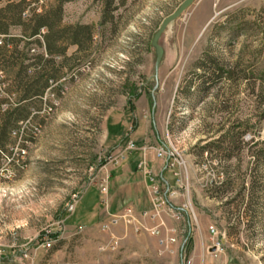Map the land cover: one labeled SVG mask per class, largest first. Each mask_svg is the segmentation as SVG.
<instances>
[{"label": "rangeland", "instance_id": "rangeland-1", "mask_svg": "<svg viewBox=\"0 0 264 264\" xmlns=\"http://www.w3.org/2000/svg\"><path fill=\"white\" fill-rule=\"evenodd\" d=\"M8 1L18 0H1L0 7ZM183 1L115 0L107 6V0H61L54 45L46 54L44 30L24 38L32 16L52 10L57 0H26V32L11 26L8 32L22 40L23 64H34L36 55L51 63L47 74L39 64L28 70L47 83L22 120L25 155H13L18 136L9 130L0 146V264H184L188 258L190 264H264V160L256 158L264 152V0H193L157 36L155 76L152 39ZM76 25L92 32L79 47L70 42ZM212 62L218 76H208ZM12 74L0 71L5 107L21 97L8 81ZM35 84L40 88L43 81ZM130 139L137 147L165 144L178 155L182 256L179 247L158 255L151 235L140 238L144 255L131 249L133 239L99 250L110 238L100 229L111 206L109 174L117 167L108 159ZM151 154L147 167L157 175L166 162ZM226 172L231 185L215 191ZM105 177L106 200L97 190ZM74 195L82 197L68 216ZM96 201V218L87 226ZM162 219L176 226L168 215ZM210 225L223 239L221 259L206 258L212 255L199 248L215 241ZM47 239L49 248L42 246Z\"/></svg>", "mask_w": 264, "mask_h": 264}, {"label": "built area", "instance_id": "built-area-1", "mask_svg": "<svg viewBox=\"0 0 264 264\" xmlns=\"http://www.w3.org/2000/svg\"><path fill=\"white\" fill-rule=\"evenodd\" d=\"M2 108H6L5 105H3ZM23 129L24 123L20 121L17 124V129L11 131V134L13 136H18V141L14 144V147H10V150L14 151L13 155L15 154L20 158H22L26 153L25 149L19 144V138L22 134ZM148 150H151L154 153L155 158L165 160L166 166H168L169 168H175V171L173 172L175 178L174 188H162L159 177L149 167H147L146 157L148 154ZM133 151H138L137 169L141 170L144 173L149 182V193L151 196L152 207L150 210H143L138 213L131 205H125L115 212L107 211L104 219L100 222V229L103 231H110L111 228L122 225L125 227H132L135 232H147L157 240L158 255L172 254L175 252V245L178 241V226H166L162 219V215L166 214L176 222L183 218L184 209H182V207L176 208L172 203L169 202L171 197H176L178 195V155H176L175 152L171 151L165 144H160L154 147H137L135 143L130 139L120 150L109 156L108 162L113 166H119ZM10 160H12V158L8 159V161ZM16 161L18 163V159H16ZM97 190L99 194L102 195V197L106 200V196L108 194L107 177L102 178L98 182ZM73 197L74 199L66 206V212L68 216L73 214L75 206L81 196L74 195ZM105 200H103V202ZM145 220H150L152 221V223L150 225H146L144 223ZM78 229L80 231L81 227H79ZM208 233L212 238H215V241L211 246L214 247L215 250L210 253L211 255L215 256L223 250L221 240L217 239L218 232L214 226L210 225L208 227ZM51 242L52 239H47L42 243V246L49 248L51 246ZM117 246V242L114 239L110 238L106 242H103L99 245V250H115ZM190 263V258H188L184 262V264ZM48 264L55 263L50 262ZM65 264L86 263L67 262Z\"/></svg>", "mask_w": 264, "mask_h": 264}, {"label": "trees", "instance_id": "trees-1", "mask_svg": "<svg viewBox=\"0 0 264 264\" xmlns=\"http://www.w3.org/2000/svg\"><path fill=\"white\" fill-rule=\"evenodd\" d=\"M1 1V0H0ZM115 0H107L106 5L110 6ZM61 0H57V6L52 10H47L41 14H34L32 16L33 25L31 26L30 31L28 33V37L24 38L25 40H29L30 38L35 37L36 35H41L40 31L44 30L42 34V40L44 44V50L46 54H50L53 48V38L55 37L53 28L57 25V22L60 21L61 14ZM28 3L26 0H18V1H8L4 6L0 7V71L2 74L10 75L12 74V78L8 80L12 83V86L17 89L15 95L20 94V98H17V102L15 104L7 105L6 108H2V104L6 103L5 98L0 97V146L4 149V145L7 141L8 130L11 132L17 129L18 121L25 120L30 115V105L31 101L35 96L41 95L42 87L46 85L47 79L42 76L37 77L38 74H28V70L30 65L33 66L39 64L44 67V69L50 66V59L44 58L41 55L34 56V60L36 61L34 64H23L24 53L18 49V45L22 43L21 38H19L16 34H10L8 32L9 27H20L21 29L24 26V22H22L21 16L24 14V7H26ZM23 30V29H22ZM23 32H26L24 28ZM71 44L79 47L81 41L86 39L87 41H91L92 32L88 25H76L73 27V31L70 35ZM208 71L211 70L209 75L218 76L220 69H217L214 65L208 64ZM42 70V74H47L48 72ZM234 71L230 72V78H233ZM211 77V76H210ZM38 78V79H37ZM8 79V78H6ZM36 79V80H35ZM43 81V86L36 87V82ZM13 105V106H12ZM258 160H264V152H261L256 156ZM226 177L222 182L220 187H215V191H220L221 187H228L231 185V177L226 172ZM223 188V192H224ZM191 247L187 248V252Z\"/></svg>", "mask_w": 264, "mask_h": 264}, {"label": "crops", "instance_id": "crops-1", "mask_svg": "<svg viewBox=\"0 0 264 264\" xmlns=\"http://www.w3.org/2000/svg\"><path fill=\"white\" fill-rule=\"evenodd\" d=\"M153 158L154 156L151 157V159ZM137 160H138V154L135 152L130 153L127 159L123 163H121L116 168L111 169L110 174H109L110 175L109 179H110L112 194L110 198L111 206H110L109 212H115L121 209L125 205H131L137 213L143 210L151 209L152 202H151V196L149 193V182L147 180V177L144 175V173L141 170L137 169ZM153 160H156V159H153ZM148 167L152 170L150 164H148ZM171 171L172 170L168 166H166L164 163L163 167L159 169L157 172V176L160 179L161 187L164 189L167 187L174 188L175 186V178L173 179L170 176V173H172ZM81 197L77 203L80 202ZM170 200H171V203H173L174 206L178 208V195L176 197H171ZM97 208H98V203L96 201L91 206V209L87 216V220L85 221L84 224H87L88 226V224L94 222V219L96 218V215H97ZM144 223L146 225H149L152 223V221H149V222L144 221ZM175 225L178 226V222ZM111 230H110V238L114 239L117 242V244H122L124 242L129 243L128 241L130 239H133L132 241H134L135 244L132 246L131 249L135 252L140 253L141 255L146 254L144 245L140 243V238L142 235H149L147 232H144V231L135 232L132 227H125L122 225L118 226L117 228L116 227L113 229L111 228ZM203 244L204 243H201L199 248L201 246L204 247L205 250H208L207 252L210 254L209 251H210L212 244H204V245ZM192 247L193 249L198 248L196 246L195 247L192 246ZM177 248L179 249L178 250L179 254H181L182 256V252H184V249H183L182 244L178 246V241L175 245V250ZM214 257L221 259L220 257L222 256L220 254H217L215 256L207 255L206 258L213 259ZM220 264L222 263L220 262Z\"/></svg>", "mask_w": 264, "mask_h": 264}, {"label": "water", "instance_id": "water-1", "mask_svg": "<svg viewBox=\"0 0 264 264\" xmlns=\"http://www.w3.org/2000/svg\"><path fill=\"white\" fill-rule=\"evenodd\" d=\"M193 0H184L183 3L181 4V6L175 11L173 12L171 15L167 16L164 21L162 22L161 26L159 27L157 33L154 35L153 39H152V45L156 48V53H157V58H156V63H155V76L157 74V69H158V63H159V58H160V55H161V49H160V46L157 44L156 40H157V36L160 34V32L165 28V26L167 25V23L177 17L181 12L182 10L188 6ZM157 86V85H156ZM155 86V87H156ZM155 104V100H154V97H153V105ZM223 239H221V242H222ZM215 248L214 247H211L210 248V251H214Z\"/></svg>", "mask_w": 264, "mask_h": 264}]
</instances>
